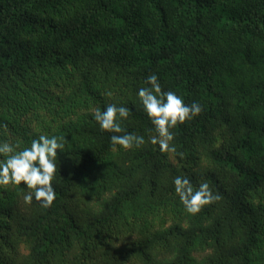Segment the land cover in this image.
I'll return each mask as SVG.
<instances>
[{"label":"trees","instance_id":"obj_1","mask_svg":"<svg viewBox=\"0 0 264 264\" xmlns=\"http://www.w3.org/2000/svg\"><path fill=\"white\" fill-rule=\"evenodd\" d=\"M0 264H264V0H0Z\"/></svg>","mask_w":264,"mask_h":264}]
</instances>
